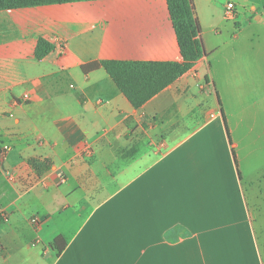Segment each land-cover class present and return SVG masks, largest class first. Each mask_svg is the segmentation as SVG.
<instances>
[{
	"label": "crops",
	"instance_id": "crops-1",
	"mask_svg": "<svg viewBox=\"0 0 264 264\" xmlns=\"http://www.w3.org/2000/svg\"><path fill=\"white\" fill-rule=\"evenodd\" d=\"M192 2L205 55L138 108L82 65L181 61L166 0L0 7V264H264V0Z\"/></svg>",
	"mask_w": 264,
	"mask_h": 264
},
{
	"label": "trees",
	"instance_id": "trees-1",
	"mask_svg": "<svg viewBox=\"0 0 264 264\" xmlns=\"http://www.w3.org/2000/svg\"><path fill=\"white\" fill-rule=\"evenodd\" d=\"M70 1L79 0H0V7H25ZM166 2L182 57L181 61L108 59L82 65L83 71L102 66L135 108L143 105L205 55L192 0H166ZM51 49L52 45L41 39L37 43L35 56L41 58ZM31 164L36 167L38 161L31 160ZM51 246L60 253L65 247V241L61 236H57L52 240Z\"/></svg>",
	"mask_w": 264,
	"mask_h": 264
},
{
	"label": "built area",
	"instance_id": "built-area-1",
	"mask_svg": "<svg viewBox=\"0 0 264 264\" xmlns=\"http://www.w3.org/2000/svg\"><path fill=\"white\" fill-rule=\"evenodd\" d=\"M224 16L225 18L227 19H231V20H235L237 18V11L234 7V4L232 2H227L226 4V8H225V11H224ZM22 99L27 101L29 99V95L28 94H24L22 96ZM7 149V146H3V151H5ZM65 178L63 175L60 176V181H63ZM32 221L34 223H37L38 222V218L37 217H33L32 218Z\"/></svg>",
	"mask_w": 264,
	"mask_h": 264
},
{
	"label": "rangeland",
	"instance_id": "rangeland-1",
	"mask_svg": "<svg viewBox=\"0 0 264 264\" xmlns=\"http://www.w3.org/2000/svg\"><path fill=\"white\" fill-rule=\"evenodd\" d=\"M259 239L262 241V244L264 245V232L261 231V233L259 234ZM264 253V250H263Z\"/></svg>",
	"mask_w": 264,
	"mask_h": 264
}]
</instances>
